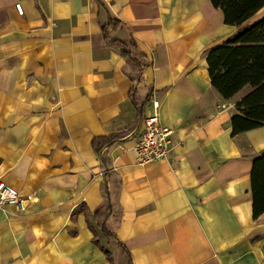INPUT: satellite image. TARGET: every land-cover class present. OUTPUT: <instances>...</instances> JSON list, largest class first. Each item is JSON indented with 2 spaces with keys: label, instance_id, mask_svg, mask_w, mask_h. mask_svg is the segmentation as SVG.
Wrapping results in <instances>:
<instances>
[{
  "label": "crops",
  "instance_id": "crops-1",
  "mask_svg": "<svg viewBox=\"0 0 264 264\" xmlns=\"http://www.w3.org/2000/svg\"><path fill=\"white\" fill-rule=\"evenodd\" d=\"M111 18L131 60L102 37ZM236 32L210 0H0V176L26 199L0 210V264H264V124L232 134L252 89L222 99L206 62ZM152 102L170 151L141 164ZM99 137L119 141L98 155ZM103 188L112 237L94 219Z\"/></svg>",
  "mask_w": 264,
  "mask_h": 264
},
{
  "label": "trees",
  "instance_id": "trees-1",
  "mask_svg": "<svg viewBox=\"0 0 264 264\" xmlns=\"http://www.w3.org/2000/svg\"><path fill=\"white\" fill-rule=\"evenodd\" d=\"M214 8L220 9L224 15V23L237 29L236 34L221 46L211 49L206 58L208 75L214 90L224 100L232 99L245 87L252 91L245 96L236 107L239 114L231 118L232 134H240L256 129L264 124V18L246 25L248 20L264 6V0H210ZM119 30L120 24L116 19H109L102 26V37L112 47L121 50L126 60H131L128 47L132 44L112 40L108 30ZM119 139L114 137H99L93 140L92 149L98 155L102 149L112 146ZM104 168L107 160L101 155ZM252 191V217L256 220L264 213V153L252 161L250 175ZM105 203L94 214L96 225L108 237L113 234L107 228L108 219L112 215L109 196L103 188ZM95 232V231H94ZM109 264L112 258L106 252ZM128 264H131L130 260Z\"/></svg>",
  "mask_w": 264,
  "mask_h": 264
},
{
  "label": "built area",
  "instance_id": "built-area-1",
  "mask_svg": "<svg viewBox=\"0 0 264 264\" xmlns=\"http://www.w3.org/2000/svg\"><path fill=\"white\" fill-rule=\"evenodd\" d=\"M16 11L22 15V9L16 5ZM159 104L152 102V113L143 121V130L135 138L134 152L141 164L164 161L167 159L170 147L171 130L162 125L158 116ZM26 199L14 188L8 186L0 176V210L13 206L17 213L25 211Z\"/></svg>",
  "mask_w": 264,
  "mask_h": 264
}]
</instances>
